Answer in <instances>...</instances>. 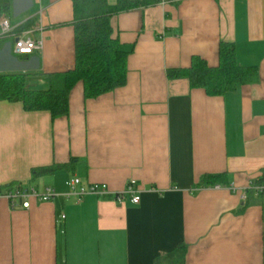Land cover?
I'll list each match as a JSON object with an SVG mask.
<instances>
[{"label":"crops","instance_id":"obj_1","mask_svg":"<svg viewBox=\"0 0 264 264\" xmlns=\"http://www.w3.org/2000/svg\"><path fill=\"white\" fill-rule=\"evenodd\" d=\"M7 1L17 33L44 45L23 60L13 39L0 42V73L47 90L75 66L72 0ZM111 26L130 53L124 87L86 100L78 84L56 120L0 101V191L60 195L14 210L0 198V264H264V197H241L264 177V0H161L114 14ZM221 42L257 68L254 83L212 97L168 77L193 57L217 67ZM54 166L65 168L34 173ZM220 174L219 188L199 187ZM73 180L107 191L76 203L64 196ZM132 181L140 203H118Z\"/></svg>","mask_w":264,"mask_h":264},{"label":"trees","instance_id":"obj_2","mask_svg":"<svg viewBox=\"0 0 264 264\" xmlns=\"http://www.w3.org/2000/svg\"><path fill=\"white\" fill-rule=\"evenodd\" d=\"M161 0H118L111 10L108 0H72L75 30L76 61L72 70L50 77L47 90H30L25 84V75L0 73V101L21 103L26 112H48L53 120L66 118L70 113V95L78 84L84 88V97L96 99L111 93L127 83L129 52L113 37L111 18L114 14L138 8H146ZM11 4L0 0V17L9 16ZM2 40L0 42H6ZM26 57H19L27 60ZM170 79H187L191 89H201L208 96H224L243 85L258 79L256 67L240 66L233 43L221 42L219 65L211 67L201 57H193L191 66L168 71ZM65 168L54 166L35 169L38 176L53 174ZM225 175H204L200 188L224 184ZM256 184H264V177ZM250 192L249 195H252ZM264 197V196H262ZM180 248H184L180 245ZM174 264H185L184 256Z\"/></svg>","mask_w":264,"mask_h":264},{"label":"built area","instance_id":"obj_3","mask_svg":"<svg viewBox=\"0 0 264 264\" xmlns=\"http://www.w3.org/2000/svg\"><path fill=\"white\" fill-rule=\"evenodd\" d=\"M13 39V52L16 56L26 57L35 53H40L43 50V40H36L31 37H23L17 33V28L11 24L8 16L0 17V41ZM79 180L71 181L69 191L64 194L68 199H73L76 203H80L84 197L88 195H100L106 193V185H92L89 188L79 185ZM219 188V186H216ZM236 192L235 189H232ZM250 192L257 196H264V184L251 183L247 190L243 191L241 197L244 202L248 200ZM141 189L135 181L130 182L126 189L116 197L118 203H123L125 200H130L131 203L138 205L141 201ZM60 196L54 189L46 188L44 191H39L36 188H24L15 186L8 189L5 193L0 191V198L4 197L10 204L12 210L22 207L29 209L31 207L30 199H35L38 202H50Z\"/></svg>","mask_w":264,"mask_h":264},{"label":"rangeland","instance_id":"obj_4","mask_svg":"<svg viewBox=\"0 0 264 264\" xmlns=\"http://www.w3.org/2000/svg\"><path fill=\"white\" fill-rule=\"evenodd\" d=\"M9 44H12V42L10 43L9 42ZM16 60V59H15ZM16 64H18L17 66H21L22 65V63L21 62H19L18 60H16ZM1 70V69H0Z\"/></svg>","mask_w":264,"mask_h":264}]
</instances>
